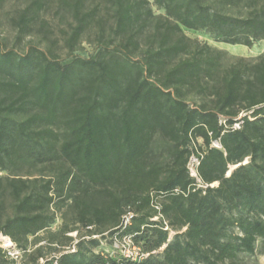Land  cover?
I'll return each instance as SVG.
<instances>
[{
    "label": "trees",
    "instance_id": "16d2710c",
    "mask_svg": "<svg viewBox=\"0 0 264 264\" xmlns=\"http://www.w3.org/2000/svg\"><path fill=\"white\" fill-rule=\"evenodd\" d=\"M90 2L58 0L72 20L61 31L69 60L41 19L48 0H31L13 21L17 44L37 29L45 48L0 49V235L37 264L43 248L28 247L43 240L60 206L74 226L51 233L52 244L61 236L67 246L74 240L66 235L81 229L91 239L80 235L59 264H134L114 248L124 237L148 255L135 264L264 256V55L228 57L182 31L251 49L264 41V0H154L164 16L148 0H104L111 26ZM93 28L96 53L76 55ZM192 94L203 101L191 105ZM105 234L107 255L92 239ZM15 263L0 247V264Z\"/></svg>",
    "mask_w": 264,
    "mask_h": 264
},
{
    "label": "rangeland",
    "instance_id": "374dc122",
    "mask_svg": "<svg viewBox=\"0 0 264 264\" xmlns=\"http://www.w3.org/2000/svg\"><path fill=\"white\" fill-rule=\"evenodd\" d=\"M151 4L152 10L156 16H164L165 12L163 10L158 9L154 5V0H148ZM31 0H6L5 3L0 7V49L2 50H10L16 49L19 53H24L28 47L32 44H40L42 48H45V42H42L43 35L37 32L32 35L26 37L24 41L20 44L16 43L17 29L14 26L13 21L18 18L20 12L29 5ZM97 6L99 8V16L104 17L108 20L109 26L114 23L112 18V11L108 10L104 0H91L90 8ZM236 13V12H234ZM41 19L46 21L49 24L51 31L53 32V38L59 41L58 46L56 48V52L62 60H69L68 53L66 49L63 47V40L61 31L68 29V23H71L72 20L63 12L59 11L58 0H48L47 8L41 13ZM151 32V27L148 32ZM185 36L190 38L193 41H197L200 44H208L209 46L216 48L220 51L225 52L228 57L233 58H245L251 61L257 60L259 57L264 55V41L259 42L253 46V48L248 49L243 46H231L223 43L216 42L213 35L208 32H195L185 28H182ZM98 30L97 28H93L91 31L87 32L82 41V50L77 52L76 55L82 56L85 58L91 57L96 53L95 46L98 43ZM109 32V30H108ZM147 32V33H148ZM148 35V34H147ZM146 40V39H144ZM143 46L145 47V42H143ZM202 95L192 94L188 98V102L191 105H198L203 101ZM241 116H239L240 118ZM200 143H202L200 141ZM214 146H218L215 143ZM247 161H245L246 163ZM235 169V167H231L228 175ZM6 173L0 171V176H5ZM218 184H214L217 186ZM5 202L7 205V213L9 216H12V201L9 197H5ZM55 211V222L52 224L51 228L46 231L40 233L39 237H42L43 240L37 244L32 245V241L34 238H30V242L32 243L28 247V253L34 252L38 248H43L42 250V258H39L37 264H59V259L61 256L69 253H74L76 251V245L79 242V236L83 235L86 242H89L91 239L88 237V233L86 230L81 229L78 232H71L66 235V237L72 238L74 241L72 243L69 242L67 246H61V243H67L65 237H59L58 242L54 241L52 244L51 233H57L64 225L73 227L74 226V217L72 212L67 210L65 207L54 206L52 208V212ZM176 232L171 231L169 236V241L173 239ZM7 237L0 235V247L6 250L11 258L16 262L15 264H33L31 263V257L25 256L23 252L20 251L19 248L12 242L11 244H7ZM92 239H97L101 241L100 247L94 249L96 252H103L105 255L107 253H112V248L110 245V236L105 234L103 236H93ZM61 242V243H60ZM86 247H90L88 244ZM162 249L156 251L154 253L155 262L160 263L163 261V250ZM241 264H264V256H255L251 257L248 255L241 256Z\"/></svg>",
    "mask_w": 264,
    "mask_h": 264
},
{
    "label": "built area",
    "instance_id": "2783aa9c",
    "mask_svg": "<svg viewBox=\"0 0 264 264\" xmlns=\"http://www.w3.org/2000/svg\"><path fill=\"white\" fill-rule=\"evenodd\" d=\"M238 128V125L236 126ZM199 166V161L195 158H192L189 163V170L190 174L194 178H198L197 168ZM157 210H159L158 207H156ZM133 218L132 214H128L124 219V225H130L131 219ZM154 221H158L159 217H156L153 219ZM9 239V238H8ZM10 240V239H9ZM12 245V243H11ZM114 248L117 249L119 252H121L125 259L132 263H140L143 261L148 255L143 254L141 252V249L136 246L132 239L130 237H124L121 240H115L114 241Z\"/></svg>",
    "mask_w": 264,
    "mask_h": 264
},
{
    "label": "bare ground",
    "instance_id": "6f19581e",
    "mask_svg": "<svg viewBox=\"0 0 264 264\" xmlns=\"http://www.w3.org/2000/svg\"><path fill=\"white\" fill-rule=\"evenodd\" d=\"M7 244H11V241L7 238L6 239Z\"/></svg>",
    "mask_w": 264,
    "mask_h": 264
}]
</instances>
